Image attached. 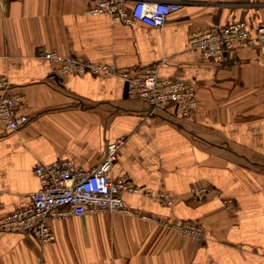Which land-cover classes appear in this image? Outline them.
<instances>
[{
  "label": "crops",
  "instance_id": "crops-1",
  "mask_svg": "<svg viewBox=\"0 0 264 264\" xmlns=\"http://www.w3.org/2000/svg\"><path fill=\"white\" fill-rule=\"evenodd\" d=\"M98 1L0 0V78L9 82L0 94L20 98L29 116L14 132L0 125V218L30 205L38 164L91 169L125 138L110 176L128 178L136 190L122 194L125 206L149 220L53 219L45 248L31 234L0 232V264H264V47L218 61L188 42L215 24L263 26L264 0H162L180 4L162 27L112 22L90 12ZM41 50L131 74L157 66L163 79L196 84L197 109L188 118L170 106L148 116V103L130 98L120 78L57 74ZM195 186L212 193L198 199ZM160 191L174 205L153 197ZM154 220L198 223L204 241Z\"/></svg>",
  "mask_w": 264,
  "mask_h": 264
},
{
  "label": "built area",
  "instance_id": "built-area-1",
  "mask_svg": "<svg viewBox=\"0 0 264 264\" xmlns=\"http://www.w3.org/2000/svg\"><path fill=\"white\" fill-rule=\"evenodd\" d=\"M126 3V0H99L90 12L106 14L112 22H141L151 27H162L168 17L180 9L177 2L138 0L128 11ZM188 42L191 49L200 51L206 58L221 61L233 50L264 47V25L251 30L245 21L215 24L190 34ZM40 55L55 65L60 75L86 73L120 78L126 83L130 98L148 103V116H155L170 106L176 115L188 118L197 109L196 84L193 81L163 79L159 76L157 66L131 74L118 71L112 65L97 64L54 51L41 50ZM8 85L7 78H0L2 90L9 88ZM20 102L18 97L0 94V125L8 132L17 131L29 122V116L21 109ZM124 143L125 138L109 143L102 162L91 169H75L70 160L35 166L34 174L40 181V189L30 195L29 206L0 218V232L31 234L45 248L55 239L49 226V221L53 219L65 220L71 216L96 213H125L149 220L126 208L122 194L136 190L128 178L114 180L110 176L117 152ZM190 189L192 195L198 198L209 197L212 193L202 186ZM153 197L167 206L175 203L172 196L161 191ZM224 204L229 209L232 201L226 200ZM157 222L197 243L204 241V230L198 223Z\"/></svg>",
  "mask_w": 264,
  "mask_h": 264
},
{
  "label": "trees",
  "instance_id": "trees-1",
  "mask_svg": "<svg viewBox=\"0 0 264 264\" xmlns=\"http://www.w3.org/2000/svg\"><path fill=\"white\" fill-rule=\"evenodd\" d=\"M198 198V197H197ZM206 198H208V197H200V198H198V199H206Z\"/></svg>",
  "mask_w": 264,
  "mask_h": 264
}]
</instances>
